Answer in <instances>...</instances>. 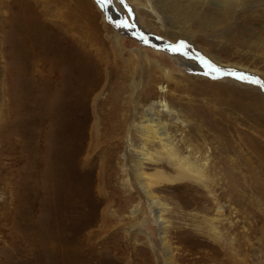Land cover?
<instances>
[{
  "label": "rangeland",
  "instance_id": "1",
  "mask_svg": "<svg viewBox=\"0 0 264 264\" xmlns=\"http://www.w3.org/2000/svg\"><path fill=\"white\" fill-rule=\"evenodd\" d=\"M19 2L22 5L18 6ZM102 2L104 10L95 0L50 1L45 6L51 12L46 16L57 17L58 27L44 20V28L48 32L47 28L53 27L59 36L63 72L69 81L63 91H57L59 105L49 121L54 138L49 134L44 141L47 151L43 155L39 108L29 104L30 97L37 98L39 93L30 95V79L24 69V51L31 49L29 35L36 31L31 29L35 24L30 20L23 23L20 17L30 4L27 0H0V264H164L157 225L132 168L135 147L141 141L135 127L140 120L141 92L151 87L149 97H154L160 86L168 89L163 91V99L183 124L180 128L169 124L168 131L177 139L183 136L186 148L179 149L180 154L203 173V183L188 173L184 179L173 180L176 165L157 142L146 145L154 162L143 163L144 172L159 170L171 178L159 180L152 189L167 207L164 218L169 225L174 263L264 264V88L249 82L254 76L264 84L263 0L242 1L234 16L242 20L233 17L226 28L225 20H221L214 27L198 30L188 18L184 21L187 31L175 28L181 26L176 19L181 16L178 11L207 10L215 7L214 0H205V5L199 0H176L175 16L169 11L161 13L163 26L144 10L145 0ZM166 2L155 0L158 4ZM77 3L86 7H77ZM106 4L132 27L138 26L165 42L157 44L127 32L107 17ZM241 10L253 13L254 20L243 19ZM26 28L31 31L29 35L24 32ZM167 31L180 35L175 41ZM24 39L30 43L27 49L22 48ZM178 41L200 54L181 52L193 63L201 56L210 57L207 47L209 53L256 72L239 73L236 70L242 69L236 66L228 68L234 69L233 74L192 71L171 55L175 52L170 43L175 46ZM128 56L126 66L118 63ZM147 61L166 69L170 76L163 77L162 70L155 69L157 79L148 83ZM198 66L207 68L203 63ZM241 75L250 78L239 79ZM61 83L64 85L59 82V87ZM222 94L237 105L220 101L217 95ZM240 101L254 102L258 108L244 112L238 106ZM127 133L135 146L124 149ZM120 163L127 168L123 170ZM204 184L210 186L213 195ZM134 205L144 212L139 219L130 216Z\"/></svg>",
  "mask_w": 264,
  "mask_h": 264
},
{
  "label": "bare ground",
  "instance_id": "2",
  "mask_svg": "<svg viewBox=\"0 0 264 264\" xmlns=\"http://www.w3.org/2000/svg\"><path fill=\"white\" fill-rule=\"evenodd\" d=\"M26 1V0H25ZM57 2L59 0H27L28 5L29 6V10L23 13L21 12L22 17V22L23 23H27L28 20H30L32 23L31 24H35L34 27L31 29H35L33 31H36L34 34H32V37L29 35V32L31 33L30 30H26L24 31L25 34L29 35V38L31 40V44L28 43L27 41L22 42V48L27 49L28 46L27 44H30L31 49L30 50H25L24 51V61H26L24 69H25V74L26 77H28V79H30V84H31V94L33 95V91H36L39 93V96H37V98L33 96L30 97L29 104H33L30 105V107H34L35 105L37 107V109L39 108V112H38V118H39V130H40V138H41V142H42V154L45 155V151H47V146H45L44 141L47 139V137L49 136V134H51V136L53 137V126L51 128H49V121L51 119L52 116H56V110H57V106L59 105L58 103V98L59 95L57 93L58 90L63 91V87L65 86L66 81V77L64 75L63 72V64H62V59H61V50L59 49L60 45H58L59 42V36L53 32L54 28L53 27H58V22H57V17L56 16H52V14L50 15V19H49V15H47V13H51L50 10L48 8H46V4H48L49 2ZM98 4H100L101 8L103 9V6L101 3L102 0H95ZM163 1V0H160ZM167 1L166 3H162V4H158L153 3V0H145L144 2V10L153 15L156 22H158L159 24H161V26H163V17L161 15V13L163 11H169L170 14L172 16H175L173 14V8L178 4L175 1L176 0H165ZM242 1L245 2V0H214V6L215 7H211L207 10H199V11H193L191 8H187L186 10H179L178 13L181 14L180 17H177L176 19L178 20L177 23L181 24V26L179 25H175V28L179 27V29H183L185 31L186 27H185V22L188 18H191L193 20V22L195 23V26L198 30H204L207 28H211L214 27L217 23H220L221 20H225V23L223 24L224 28L228 27L225 24L228 22L229 19L233 18L235 16V13H237V10H239V7L242 5ZM170 2V3H169ZM260 2V0H259ZM3 3V2H2ZM22 2H19L17 5L20 6L22 4H20ZM32 3V4H31ZM198 3V1H197ZM199 3L205 5V0H199ZM7 4V3H6ZM5 4V5H6ZM26 4V3H25ZM78 4H81L82 6L86 7V4H82V3H77V7ZM263 4H264V0H263ZM105 5V3H104ZM66 6V5H65ZM7 7V5L5 6ZM23 7V6H22ZM25 7V6H24ZM67 7V6H66ZM20 8V7H19ZM18 8V10H19ZM74 8V7H73ZM106 8V13H107V17L111 18V20L116 21L115 23H117L118 25H120L122 28H126L127 32H130L131 34L136 35L137 37H139L140 39L143 40V37H145V39H150L151 42H155V43H162L165 42L163 40H158L156 38V36H151L150 33L145 32L144 30H142L141 28H139L138 26L136 27H132L130 24H128L127 22H125L124 20H122L120 14L114 9V7L111 6V4H106L105 6ZM15 9V8H14ZM17 9V8H16ZM26 9V8H25ZM78 9V8H77ZM143 9V8H142ZM263 9V8H262ZM22 10V8H21ZM104 10V9H103ZM159 10V11H158ZM260 10V9H259ZM264 10V9H263ZM13 11V9H12ZM15 11V10H14ZM20 11V10H19ZM18 11V12H19ZM82 11V10H81ZM108 11V12H107ZM242 12V10L240 11ZM256 12V11H255ZM264 12V11H263ZM7 13V12H6ZM14 13V12H13ZM20 13V12H19ZM17 13V14H19ZM32 13V18H31V14ZM67 13V12H66ZM109 13V14H108ZM259 13V12H258ZM15 14V13H14ZM169 14V15H170ZM242 18L245 19L247 22H249V20H252V14H245V13H241ZM9 15V13H7V16ZM16 15V14H15ZM67 15V14H66ZM237 15V14H236ZM13 16V15H11ZM10 16V17H11ZM20 16V14H19ZM18 16V17H19ZM80 16V15H79ZM104 16L106 18L105 12H104ZM255 16V15H254ZM14 17V16H13ZM72 17V16H71ZM261 17V16H260ZM259 17V18H260ZM5 18V17H4ZM8 18V17H7ZM109 18V19H110ZM171 18V16H170ZM234 18H240L241 17L237 16ZM3 19V18H2ZM34 19V20H33ZM76 19V18H75ZM92 18H90L91 20ZM239 19V20H240ZM15 20V19H14ZM13 20V21H14ZM18 20V19H17ZM24 20V21H23ZM42 20V21H41ZM44 20L49 22L50 26L53 27H48L47 29H50L48 32H46V28L44 25ZM71 20V19H70ZM191 20V21H192ZM242 20V19H241ZM241 20L239 21L238 24H240ZM254 20V19H253ZM252 20V21H253ZM16 22V21H15ZM18 22V21H17ZM20 22V21H19ZM34 22V23H33ZM41 22H43L42 24H40ZM246 22V23H247ZM251 22V21H250ZM29 23V22H28ZM136 23V22H135ZM243 23V22H242ZM8 24V23H7ZM39 24V25H38ZM175 24V23H174ZM22 25V23H21ZM47 25V24H46ZM94 25V24H93ZM138 25V24H137ZM243 25V24H241ZM30 26V24L28 25ZM17 28L18 25H16ZM26 27V26H25ZM24 27V29H25ZM92 27V26H90ZM96 28V25L94 26ZM94 28V29H95ZM124 28V29H125ZM22 30V28H19ZM23 29V30H24ZM16 30V28H15ZM18 30V29H17ZM19 30V31H21ZM58 30V29H57ZM171 30V29H170ZM197 30V31H198ZM226 30V29H225ZM230 30V28H229ZM239 30V29H238ZM18 31V32H19ZM164 31V29H163ZM17 32V31H16ZM17 32V33H18ZM37 32H39L37 34ZM169 32V31H167ZM166 32V34H167ZM189 32V31H188ZM232 32V31H231ZM24 34V33H23ZM45 34V35H44ZM192 34V33H191ZM194 34V33H193ZM21 35V33L19 34ZM179 36L180 34H176L174 31H170L168 33V37H170V39H174L175 36ZM46 38H45V37ZM117 41V44L119 43V38L118 35H114ZM191 37L193 35H190ZM27 37V36H26ZM190 37V38H191ZM28 38V39H29ZM193 38V37H192ZM191 38V39H192ZM20 39V38H19ZM69 39V38H68ZM80 39V38H79ZM157 39V40H156ZM21 40V39H20ZM27 40V39H26ZM86 40V39H85ZM115 40V39H114ZM149 40V41H150ZM175 40V39H174ZM193 40V39H192ZM83 41V40H82ZM162 41V42H160ZM176 41V40H175ZM179 44L175 45L170 43L171 48L170 49H174L176 47H179L180 50L179 51H174L175 53L171 54L172 56H174L173 58L176 59L178 62H180V64L185 65L187 68H189L192 71H207L209 73H214L217 74V72H227V73H232L233 74V70H228V68L230 66H236V68L238 69H242L240 70H236L239 73H247V71H254L256 72V70L249 68L248 66L243 65L242 63H238V62H231L229 60H223L222 57H218L217 55H215L212 52H208L207 51V47H206V52L207 55H209L211 59H206L204 57L201 56V58H199V61H195L193 63V60L191 61V58H189V56H183L181 55V52L184 53L185 55H190V56H199L200 54H197V51L194 49L193 46H189L188 44L183 43V46H180V41H178ZM199 42L201 43V45L203 44L202 40H199ZM92 43H93V39H92ZM198 43V42H197ZM165 43H163L164 45ZM212 44V43H211ZM162 45V46H163ZM92 47V46H91ZM20 48V47H19ZM18 48V50H19ZM168 50V49H167ZM22 51V50H21ZM97 51V50H96ZM87 51H83L81 53H86ZM89 54V53H88ZM85 55V54H83ZM71 56V55H70ZM139 56V55H138ZM90 57V56H89ZM142 57V55H141ZM72 58V57H70ZM126 60H129V56L126 58H122V59H118V63H120L121 65L126 66ZM131 60V59H130ZM215 60V61H214ZM88 61V60H86ZM116 61V60H115ZM136 61V60H135ZM205 61L210 62L212 65H215V67L217 69H219V71H212L208 66H206L207 68H209V70L206 69H201L199 68L200 66H198L199 64L204 65L205 68ZM62 64V65H61ZM134 64V63H133ZM139 65V64H138ZM62 66V67H60ZM68 66V65H67ZM128 67V66H127ZM135 67V66H134ZM83 68V67H82ZM130 68V67H129ZM136 68V67H135ZM145 68V67H144ZM152 68H154L152 70ZM156 70H162L159 69L158 66H156V63L154 62H150L147 61V68L145 69V71H147V75L148 77H150V79H148V83L155 81V79H157L156 76H154L153 72ZM76 70V69H75ZM85 70V69H82ZM133 70V69H132ZM142 70V67H140L139 65V71ZM134 71V70H133ZM132 71V72H133ZM159 71V72H160ZM246 71V72H245ZM71 72H74V70H72ZM162 76H170L169 75V71H167L166 69L162 70ZM62 75H61V74ZM85 73V72H84ZM87 74L89 73L88 70L86 72ZM136 73V72H135ZM146 73V72H145ZM158 73V72H157ZM71 74V73H70ZM80 74V73H78ZM106 76L108 77V73H105ZM160 74V73H159ZM84 75V74H82ZM141 75V74H140ZM156 75V74H155ZM235 75H239L238 73H236ZM249 75V74H248ZM79 76V75H78ZM159 77V75H157ZM245 76V75H244ZM247 76V75H246ZM251 79H252V75ZM140 77V76H139ZM161 77V76H160ZM233 77V76H232ZM126 78V77H125ZM250 78V77H249ZM63 79V80H62ZM68 79V78H67ZM82 79V77H81ZM101 79V77H100ZM168 79V78H167ZM166 79V80H167ZM254 80L259 81L258 78L253 76ZM80 80V79H78ZM163 80V79H162ZM73 81V80H71ZM169 81V80H168ZM173 81V80H172ZM231 81V80H230ZM59 82H64V85L61 83V87H59ZM173 83V82H171ZM176 83V82H175ZM155 84V83H154ZM178 84V83H177ZM176 84V85H177ZM259 86L262 87V89L264 88V84L259 81ZM157 85V84H156ZM161 85V84H160ZM187 85V84H186ZM98 86V85H97ZM96 86V87H97ZM131 86V85H130ZM154 86V85H151ZM166 86V85H165ZM135 87V86H134ZM89 88V87H88ZM178 89V88H177ZM185 89V88H184ZM151 87H146L143 89V91L141 92L142 95V99L143 102L140 103V120H138L137 125L135 124V127L138 128V131L140 133L141 136V141H139L140 143L138 145H136V156L133 158V171L134 174L136 176L137 182L139 184V187L142 190L143 195L145 196L147 202H148V207L150 209V215L152 217V221L155 225H157V234L159 235V239H160V243L162 246V257L164 258V264H175L173 261V256H174V252L172 251L169 241H168V222L167 220L164 218V213L166 211V206H164V203L160 201V199L157 197V195L153 192L154 188V184L157 182H160L159 180H171V178L167 175H165L162 171L159 170H155L152 173H146L143 170V163L146 162H154V160L151 158V154H150V148L148 149L146 145H148L149 143L152 142H157L159 147L162 149V151L168 156L167 158L170 159V161H172L176 167H177V171L175 172V175L173 176V180H180V179H184L186 176L185 174L189 176H193V179L195 178L197 181H200L203 183L202 177H203V173L200 169V167H193L191 160H187V158L183 155H181V151L184 148H186L185 143H184V139L183 136H180L178 139L176 138L177 136L171 135L168 131L169 128V124H173L176 128H180V126H182V121H180L173 109H171V107L168 105V103L165 101V99H163V91H167V90H163V86L159 87V92H157V94L153 97H149V93L151 91ZM155 90V89H154ZM226 90H229V88L227 87ZM86 91V90H85ZM136 91V90H135ZM217 94H220V91L216 89ZM155 93V91H153ZM165 93V92H164ZM166 95V94H165ZM219 97L220 101H224L225 104L229 105V106H235L237 105L236 102H234L233 99H228L227 98V94L226 95H217ZM29 97V96H28ZM115 97V96H114ZM134 98V97H133ZM61 100V98H60ZM27 101V100H26ZM27 101V102H28ZM251 102V101H250ZM245 102V101H240V103H238V106H240V108L244 111V112H254L258 106L256 107V104L253 102ZM131 103V102H130ZM35 104V105H34ZM130 105V104H129ZM134 106V105H132ZM131 106V107H132ZM36 109V108H35ZM133 109V108H132ZM136 109V108H135ZM264 110V109H263ZM133 111V110H132ZM36 113V111L34 112ZM130 113V112H129ZM40 115V117H39ZM133 115V114H132ZM227 115V114H226ZM205 116V115H204ZM128 117V116H127ZM163 117H166V120H163ZM132 118V117H131ZM132 120V119H131ZM170 122H168V121ZM184 120V119H183ZM258 120V119H257ZM255 120V121H257ZM127 121V120H126ZM126 123V122H125ZM136 123V122H135ZM186 123V122H185ZM127 125V124H126ZM187 125V124H186ZM93 126V125H92ZM210 126V125H209ZM171 127V126H170ZM198 126H196L197 128ZM218 127V126H217ZM38 128V127H37ZM94 128V126L92 127ZM195 127H193L194 129ZM95 130L97 129V124L95 125ZM137 130V129H136ZM178 131V129H176ZM183 130V129H181ZM217 130V129H216ZM200 131V130H199ZM183 132V131H182ZM186 132V131H184ZM192 132V131H190ZM138 133V134H139ZM221 133V132H220ZM180 134H182L180 132ZM179 134V135H180ZM188 134V133H187ZM194 134V133H193ZM222 134V133H221ZM185 135V134H184ZM214 135V134H213ZM186 136V135H185ZM196 136V135H195ZM187 137V136H186ZM228 136H226L227 138ZM54 138V137H53ZM52 138V139H53ZM54 140V139H53ZM186 140V139H185ZM229 140V139H228ZM138 141V140H137ZM189 141V139H188ZM187 141V142H188ZM180 142V144H179ZM54 143V142H53ZM136 144V143H135ZM189 144V143H188ZM49 145V144H48ZM125 148L124 149H128L130 145H132V141L131 138L129 137V134H126L125 137ZM153 145V144H152ZM157 145V144H156ZM228 145V144H227ZM133 146V145H132ZM131 146V149H132ZM135 146V145H134ZM133 146V147H134ZM151 146V144H150ZM50 147V146H49ZM128 147V148H127ZM152 147V146H151ZM154 147V145H153ZM157 147V146H156ZM155 147V148H156ZM154 148V150H155ZM158 148V147H157ZM156 148V149H157ZM189 148V147H188ZM180 149V150H179ZM197 149V147H196ZM195 149V150H196ZM135 150V149H134ZM189 151V149H187ZM193 150V149H192ZM198 150V149H197ZM49 151V150H48ZM162 151H159V153ZM53 152V151H52ZM158 152V151H157ZM49 153V152H48ZM151 153H153L151 151ZM156 153V152H155ZM181 153V154H180ZM192 153V152H190ZM54 154V153H53ZM135 154V153H134ZM158 154V153H157ZM165 155V156H166ZM49 156V155H48ZM164 156V155H163ZM40 157V155L38 156ZM45 157V156H44ZM53 157V155H52ZM196 157V156H194ZM127 158L126 154L123 153L122 154V162L125 163V159ZM161 158V157H160ZM41 160V158H38ZM39 160V162H40ZM51 160V158H50ZM53 161V160H52ZM190 161V162H189ZM50 162V161H49ZM193 162V161H192ZM124 163H120L123 166V170L127 167H125ZM157 163V162H156ZM41 164V163H39ZM85 164V163H84ZM230 164V163H229ZM196 165V164H195ZM41 166V165H40ZM45 166V165H44ZM231 166V165H230ZM82 167V166H81ZM226 168V167H225ZM228 169V168H226ZM230 169V168H229ZM232 169V168H231ZM100 171V170H99ZM38 174H40V171L37 172ZM36 173V174H37ZM225 173V172H224ZM127 174V173H126ZM187 175V176H188ZM227 175V174H226ZM224 175V176H226ZM229 176V174H228ZM129 183V182H128ZM161 184V183H160ZM205 187H207L208 192L213 195V190L210 189V186H208L207 184H204ZM226 191V190H225ZM228 195V194H227ZM224 196V195H223ZM218 198V197H217ZM218 200V199H217ZM215 203L217 204L218 202L216 201V199L214 198ZM216 210L219 212L220 211V206H217ZM130 216L134 219H137L140 215H142L143 210L142 208L139 207V205H134L131 209H130ZM139 219V218H138ZM142 221H143V217H142ZM141 221V222H142ZM139 222V221H138ZM137 223V221L135 222ZM216 229V228H215ZM140 231V230H139ZM138 232V231H137ZM182 233V232H181ZM187 234V233H186ZM177 235V234H176ZM179 235V234H178ZM194 235V234H193ZM147 236V234H146ZM189 236V235H188ZM135 238V236H134ZM149 239V243L151 245V247L153 248V244L150 241V238L147 237ZM179 238V237H178ZM195 244V243H193ZM192 246V245H191ZM195 247V246H194ZM219 250V248H218ZM224 252V251H223ZM194 253V252H193ZM221 253V252H220ZM227 253V251H226ZM215 254V253H214ZM224 255V254H223ZM226 255V254H225ZM230 255V254H229ZM228 256V255H227ZM225 256V257H227ZM230 258V257H228ZM213 259V258H212ZM202 260V259H201ZM198 262H200L199 260H197ZM218 261V260H217ZM220 261V260H219ZM142 264V263H141ZM143 264H148L146 261L143 262ZM198 264V263H197ZM222 264H224L222 262Z\"/></svg>",
  "mask_w": 264,
  "mask_h": 264
},
{
  "label": "snow or ice",
  "instance_id": "3",
  "mask_svg": "<svg viewBox=\"0 0 264 264\" xmlns=\"http://www.w3.org/2000/svg\"><path fill=\"white\" fill-rule=\"evenodd\" d=\"M121 2H123V0H121ZM183 41H181L180 42V46L182 47L183 46ZM174 51H179L180 50V48L179 47H176V48H174L173 49ZM205 63H206V65L212 70V71H219V69H217L216 67H215V65H212L210 62H208V61H205ZM208 73H205V75H207ZM230 74V73H229ZM239 79H243V80H248L249 78L247 77V76H244V75H241V76H239L238 77ZM249 82H251V83H259V81H257V80H250Z\"/></svg>",
  "mask_w": 264,
  "mask_h": 264
}]
</instances>
